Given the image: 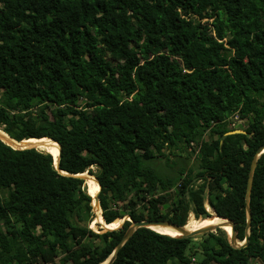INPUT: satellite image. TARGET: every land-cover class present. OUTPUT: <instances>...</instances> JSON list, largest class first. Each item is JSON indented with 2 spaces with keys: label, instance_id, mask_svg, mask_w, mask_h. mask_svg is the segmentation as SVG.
I'll return each instance as SVG.
<instances>
[{
  "label": "trees",
  "instance_id": "16d2710c",
  "mask_svg": "<svg viewBox=\"0 0 264 264\" xmlns=\"http://www.w3.org/2000/svg\"><path fill=\"white\" fill-rule=\"evenodd\" d=\"M235 113L248 123L228 134ZM0 126L13 147L58 152L55 168L54 153L0 140V264H98L130 220L184 226L189 212L230 220L241 242L264 142V0H0ZM156 143L187 153L173 175L149 165ZM85 171L112 229L89 227L72 175ZM248 207L245 246L224 224L138 227L110 264H264V152Z\"/></svg>",
  "mask_w": 264,
  "mask_h": 264
},
{
  "label": "water",
  "instance_id": "95a60500",
  "mask_svg": "<svg viewBox=\"0 0 264 264\" xmlns=\"http://www.w3.org/2000/svg\"><path fill=\"white\" fill-rule=\"evenodd\" d=\"M227 133L228 134H232V133H244V130H242V129H234V130L228 131ZM8 137H9L10 140H12L11 142H13V141H15V142H21V140L16 141L13 138H11L10 136H8ZM32 138H35V137H32ZM39 138H41V137H39ZM46 138H48V137H46ZM48 139H50V138H48ZM0 140L3 141L1 138H0ZM51 141H54V140L51 139ZM3 142L5 144L11 146L12 148H15V149H23V148H27V147H35V146L13 147L11 145V143H7L5 141H3ZM40 150H42V149H40ZM262 152H264V142L262 144H260L257 147V149L255 150V152H254V154L252 156V159H251V162H250L249 171H248V177H247V183H246V191H245L246 230H245L244 239L241 242L237 241L236 238H235V231H234L233 223L230 220L226 219V218H223V217H220V216L215 215V216L220 217V218H222L224 220V225H228L230 227V232H227L226 231V233L228 235V241H229L230 245L233 246V247H242V246H245L246 243H247V240H248L249 222H250V212H249V207H248V197H249V192H250V187H251V182H252V175H253V171H254L256 159H257V157ZM57 163H58V154H57V161H54V159H53V165H54L55 168H57ZM62 173L63 174H67L66 172H63V171H62ZM86 174L87 173L82 172V173H77V174H72V175L75 176V177L83 178L85 180V175ZM90 197H91V199H94V202L93 203H92V200H91V205H92V209H93V205L95 204V202L98 203L97 193L94 195V198L92 197V195H90ZM124 219L130 220L129 217H121V218H118V220H120L119 224ZM130 222L131 223H130L129 227L127 228V230L125 231V233L123 234V236L121 237V239L119 240V242L116 244V246L113 249V251L111 252V254L104 261H102V262H100L98 264H110L111 261L114 259V257L116 255L118 249L120 248V246L128 239V237L131 235V233L136 228H138V227H147V228L152 229L150 227L151 225H156V226H169V227H171L173 229H176L178 231V234L175 235V236L189 237V236H193V235H196V234H199V233H203V232L212 230L215 227L222 228L221 226L223 225V224H207V225H202L200 227H197V228H195L193 230H188L187 231V230H184L183 229V225L182 226H179V225L173 224V223L168 222V221H165V220L145 219V220H139V221H131L130 220ZM100 224H102V226L104 227L105 230L106 229H112V228L106 227L107 223H105V222H104V224L103 223H100ZM113 228H115V227H113ZM156 232H158V231H156ZM163 234H165V233H163Z\"/></svg>",
  "mask_w": 264,
  "mask_h": 264
},
{
  "label": "rangeland",
  "instance_id": "374dc122",
  "mask_svg": "<svg viewBox=\"0 0 264 264\" xmlns=\"http://www.w3.org/2000/svg\"><path fill=\"white\" fill-rule=\"evenodd\" d=\"M205 19H202V21H204ZM228 120V127H233V128H239L244 130L247 126V119H234V117H229L227 118ZM233 123V124H232ZM1 129V126H0ZM206 137V136H204ZM25 145V144H24ZM14 146H22L20 143L14 145ZM37 147V145H35ZM38 148V147H37ZM38 149H42L44 151H48L47 148H38ZM153 150L155 152V154H157V157L149 162V165H151L156 171H158L160 174H164V175H173L176 170L178 168H180V166L182 165V158L184 156H187L186 152H183L182 150L179 149H167L166 152L164 150V148L160 147L157 143L153 146ZM192 148L188 149V153H189V157H190V161L193 159V157L195 156V154L191 151ZM51 153V152H49ZM163 154H166V156H164ZM53 155V153H52ZM54 156V155H53ZM91 173L95 172L97 167L92 165L90 168ZM85 173H87L85 175V185H86V191H88V193L90 195H92L94 187L92 189V191H90V187H91V181L92 180V175H90L87 171H85ZM93 181V180H92ZM175 187L172 188V192L175 191ZM94 202V199L93 201ZM124 201H120V204H122ZM100 207L98 205V203L95 202V204L93 205V212H94V219L90 222L89 227L94 230L95 232L100 231V229L105 230L104 227L102 226V224L97 223V221L100 219L101 215H100ZM98 217V219H97ZM191 219V220H190ZM199 219V218H198ZM195 219L194 216L192 215L191 212L188 213L185 225H188L189 227H192L193 225H196L198 223H200V221H204L205 219L200 218V220ZM192 223V224H191ZM212 224V223H211ZM184 225V226H185ZM101 230V231H102ZM191 258H194L195 261H191ZM197 255H191L190 257V263L189 264H195V262L197 261ZM53 261H56V259H54Z\"/></svg>",
  "mask_w": 264,
  "mask_h": 264
},
{
  "label": "bare ground",
  "instance_id": "6f19581e",
  "mask_svg": "<svg viewBox=\"0 0 264 264\" xmlns=\"http://www.w3.org/2000/svg\"><path fill=\"white\" fill-rule=\"evenodd\" d=\"M0 133H3L1 130H0ZM4 134V136H5V138L2 136V134L0 135V138L3 140V141H5V142H7V143H9V141H8V139H7V137H6V134L5 133H3ZM3 138H2V137ZM5 139V140H4ZM43 142H45L44 140H42ZM36 142H38V143H41L39 140H36V139H23L21 142H19L22 146H17V147H23V146H27V145H29V144H35L36 145ZM46 143V142H45ZM25 144V145H24ZM41 144H43V143H41ZM47 145H45V146H48V147H50V148H52L48 143H46ZM51 151H53L52 149H51ZM53 153H54V157H55V160L54 161H57L56 159H57V154H58V152L57 151H53ZM52 154V153H51ZM94 187V186H93ZM90 191H92L91 190V188H90ZM93 194V193H92ZM100 210V209H99ZM191 220V219H190ZM198 220H200V218L198 219ZM211 223H214V224H224V220L223 219H219V218H211V219H205L204 221H200V223H198V224H196V225H193L192 227H189L188 225H185V226H183V229L184 230H193V229H195V228H197V227H200V226H202V225H207V224H211ZM192 224V223H191ZM226 227H227V232H230V227L228 226V225H225ZM153 230H155V231H158V232H161V233H165V234H167V235H169V236H175V235H177L178 234V231L176 230V231H171V230H169L168 229V227L167 226H159L160 227V229L161 230H158V229H156V228H154V227H152V226H150ZM222 227V229H224L225 230V228H224V226L222 225L221 226ZM226 231V230H225Z\"/></svg>",
  "mask_w": 264,
  "mask_h": 264
},
{
  "label": "built area",
  "instance_id": "2783aa9c",
  "mask_svg": "<svg viewBox=\"0 0 264 264\" xmlns=\"http://www.w3.org/2000/svg\"><path fill=\"white\" fill-rule=\"evenodd\" d=\"M232 116L234 117V119H238L236 113H235L234 115H232ZM229 117H231V116H229ZM229 117H228V118H229ZM232 124H233V123H232Z\"/></svg>",
  "mask_w": 264,
  "mask_h": 264
}]
</instances>
